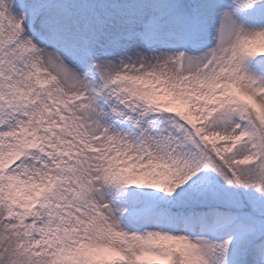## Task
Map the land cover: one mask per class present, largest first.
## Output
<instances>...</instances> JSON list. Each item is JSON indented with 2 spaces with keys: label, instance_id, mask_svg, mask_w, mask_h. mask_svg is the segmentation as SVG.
I'll return each instance as SVG.
<instances>
[{
  "label": "snow or ice",
  "instance_id": "1",
  "mask_svg": "<svg viewBox=\"0 0 264 264\" xmlns=\"http://www.w3.org/2000/svg\"><path fill=\"white\" fill-rule=\"evenodd\" d=\"M0 264H264V0H0Z\"/></svg>",
  "mask_w": 264,
  "mask_h": 264
}]
</instances>
